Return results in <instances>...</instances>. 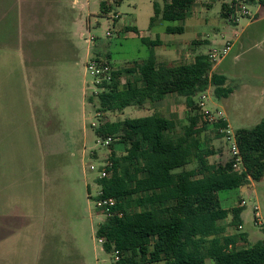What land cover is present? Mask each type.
Returning <instances> with one entry per match:
<instances>
[{
  "label": "trees",
  "instance_id": "1",
  "mask_svg": "<svg viewBox=\"0 0 264 264\" xmlns=\"http://www.w3.org/2000/svg\"><path fill=\"white\" fill-rule=\"evenodd\" d=\"M123 1L104 2L101 10L111 13ZM198 1H154L150 28L159 20L184 21ZM243 1L264 10V0ZM239 2L224 4L223 16L234 14ZM166 33L183 34L184 27L168 26ZM143 41L150 48L149 57L133 68L114 71L112 82L99 87V93L91 95L87 103L101 116L127 107L150 109L176 94L186 99L189 122L178 133L176 123L163 115L117 122L98 119L94 131L101 140L112 138L108 162L113 163L98 186L104 198L116 199L113 211L123 216L107 215L96 238L104 240L107 253L119 252L116 264H264V241L240 247L247 241L246 233L226 235L221 222L231 218V226L238 230L245 207L225 209L219 196L264 179V120L252 129L236 132L243 162L240 171L233 170L231 161L211 164L209 157L216 153L203 137L208 123L200 126L195 99L210 87L217 99L228 98L234 88L228 86L226 76L213 72L214 64L207 55H198L193 63L160 65L154 51L160 41ZM212 126L222 136L219 131L227 129L228 123ZM117 144L123 148L122 155L114 150ZM193 162L197 168L187 170ZM88 192L91 198L90 188Z\"/></svg>",
  "mask_w": 264,
  "mask_h": 264
},
{
  "label": "rangeland",
  "instance_id": "2",
  "mask_svg": "<svg viewBox=\"0 0 264 264\" xmlns=\"http://www.w3.org/2000/svg\"><path fill=\"white\" fill-rule=\"evenodd\" d=\"M154 1L156 0H125L119 6H114L113 11L108 14L102 12L101 4L106 2L114 5L113 0H79V4L73 5V17L81 19L85 37L81 38L79 35L74 37V43L80 51V59L77 61L73 73H71V78L67 79L65 83L63 77H61L55 85L56 91L53 92L55 96L51 97V103H54L56 107L57 127L62 135V139L58 140V156L56 159L58 180H61L63 187L54 188L53 193L57 192L58 198L71 196L75 200L74 208H76L73 214L78 215L79 212L82 214L80 220L71 218L68 221V226L72 235L75 236V242L78 251L82 255L83 264L117 263L115 254L104 251L103 245L99 243L95 236L97 228L107 217V214H103L97 209L95 200L102 191L98 186V181L101 179L102 171L111 155V148L106 147V144L105 146L101 145L100 138L96 136L94 131L98 119L117 122L157 113L167 118L174 117L177 122L178 133L189 122V109L186 101L183 100L184 98L172 100L170 103L173 107L169 105L168 108H161L158 105L150 109L151 111H147L145 108H127L124 112L102 113L100 116L92 105H89L85 100V97L88 99L97 92L94 79L86 73L85 69L89 49L92 58L108 61L116 69L123 70L133 68L137 63L139 64L149 57L150 48L143 41V38H147L149 41L156 40L157 35H160V38L169 39L167 45L159 50L160 64L188 63L192 58L189 49H195L196 47L199 50L198 54H208L213 48L211 44L195 46L194 44L191 45L190 42L188 49V47L186 48V46L180 44L177 47V43L171 40L182 39L183 37L197 38L198 42L203 40L211 42L217 37L220 38L221 33L227 32L229 36L226 40H230L228 42L232 45L235 40L234 30H238L237 34L234 32L235 35H238L242 33L248 22L263 19L261 20L263 22L253 24L250 29L251 31H263L262 36L258 37V41L248 43L246 46L247 51H244L243 55H241L239 47H235L231 54L229 51L226 55L228 57L226 61L228 62H232L237 55L239 56L234 62V74L228 83V86L237 88L236 91L228 98L217 99L214 95V88L210 87L207 91L208 100L206 104L207 109L219 110L225 114L232 137L236 136L238 130L252 129L264 120V97L260 95L262 89H264V11L260 14L256 12L257 4L239 0L241 6L239 10L235 8V13L242 15L241 11L244 8L250 12V15H238L239 21L236 23L235 17L237 14L234 13L233 16L224 17L222 9L224 4L231 5L233 0H199L193 5L185 21L170 23L159 20L156 27L150 29V21L154 16ZM157 1L161 2V0ZM87 2H89L88 5ZM180 25L187 27L184 34H166V27ZM125 26L132 27V31L120 32ZM86 39H89L90 42L88 43ZM179 46L186 51L185 54L187 55L178 56L182 50ZM170 50H176L174 57L171 60L164 61L163 55ZM217 64H214V67ZM125 80L126 77H123L122 82L124 83ZM199 97L195 99L197 105ZM200 126H203V124L200 123ZM207 129L203 133V137L209 139L208 144L213 147L216 153V155L209 157L210 163L215 165L227 164L231 161V143L220 131L219 133L222 136H218L219 134L214 130L212 124L208 123ZM8 142L12 147V143L15 144L17 141H7L6 143L8 144ZM36 142V140H25L23 145L25 156L8 155L6 159L9 158L8 163L15 168H20L21 162L27 163V168H30L34 175L37 174L36 177L34 176L35 180L41 179V175L42 179H45L43 172L37 173L38 162H40V159L42 161V157L39 155L40 151ZM84 149L87 153L86 162L82 159ZM114 150L119 155L123 154L121 145H115ZM93 154L97 157L94 158ZM47 159L50 167L55 162V158ZM91 166L95 167L94 170H91ZM197 166V162H194L189 167L197 168ZM14 171V173H6L7 179L5 182L7 183L9 180L8 184L11 183L10 185H12L10 188H14L16 182H13L17 177L16 174L20 172V170L18 172ZM50 171H53V169ZM64 182L66 184H63ZM51 183L48 190L42 187V184L35 187L15 188L10 191V194L20 196L23 195L22 192L24 191L30 193L31 196H35V198L41 197L42 200L45 197V190L49 191L51 195L53 182ZM87 184H89L91 198ZM219 196L221 205L225 209L245 207L242 214L243 229H232L231 219L227 222V227L231 228V232L240 235L246 233L248 235V240L242 242L240 247H247L259 241H264V179L260 182H254L249 188L224 191ZM69 206L71 207V203ZM256 208L258 211L255 210ZM78 251L77 253H79ZM56 257V262L49 263L47 259H44L41 264H65V260L60 259V256ZM207 263L214 264L213 261Z\"/></svg>",
  "mask_w": 264,
  "mask_h": 264
},
{
  "label": "crops",
  "instance_id": "3",
  "mask_svg": "<svg viewBox=\"0 0 264 264\" xmlns=\"http://www.w3.org/2000/svg\"><path fill=\"white\" fill-rule=\"evenodd\" d=\"M77 4H79V0H0V264H41L44 259L51 263L52 261L56 262V256L65 260V264H83L75 236L72 235L68 226V221L71 218L80 220L82 214L80 212L78 215L73 214L76 208H74L75 200L71 196L58 198L57 192L53 193L54 188L63 187L61 180H58L56 159L58 156L57 144L58 140L62 139V135L57 127L56 107L54 103H51V97L55 96L53 92L56 91L55 85L60 78L63 77L66 83V80L71 78V73L80 59V51L74 43V37L79 35L84 38L85 33L81 19L74 18L72 14L73 5ZM263 11L258 5L256 12L262 14ZM261 20L263 19L248 22L242 33L238 35H235L238 30H234L235 40L230 54L235 47H239L241 55H243L244 51H247L248 43L258 41L257 39L262 36L263 31H251L250 29L253 24L263 22ZM156 24L153 28L156 27ZM183 27L185 33L187 27ZM124 31H132V27L125 26L120 30V32ZM220 35V38L217 37L211 42L205 40L198 42L197 38L183 37L170 40L176 42L177 47L180 44L188 49L190 44L195 46L211 44L213 48L223 47L230 41L226 40L229 35L227 32ZM147 40L149 41V39ZM168 40L160 38V35H157L156 40H150L160 41V44L154 48L158 64H160L159 50L167 45ZM86 41L90 42L89 39ZM181 49L178 56L187 55L182 47ZM189 50L192 58L188 63H193L198 55H207L206 53L198 54L199 50L196 47ZM173 51H166L162 57L163 60H171L176 50ZM190 54L188 55L190 56ZM237 57L239 56L237 55L233 60L231 58L232 62L226 61L228 57L224 58L213 68V72L226 76L227 83H229L234 74V62ZM90 58L92 57L89 49L86 62ZM160 65L172 66L176 64L163 63ZM236 89L234 88V91ZM260 95L264 97V89ZM179 98L183 97L176 94L169 95L156 107L160 105L161 108H168L169 105L172 106L170 103L172 100ZM85 100L87 101L86 97ZM183 100L186 101L185 98ZM127 108L119 112H124ZM150 109L147 111H151ZM156 114L152 113L142 117ZM168 119L173 120L177 125L174 117H168ZM95 125L97 126V124ZM176 131H178V126ZM27 139L37 141L39 155L42 157V161L40 159L38 162L37 173L43 172L45 179H42L41 175V179L35 180L34 176L36 177L37 174L34 175V172L27 168V163L21 162L20 168H15L8 163L9 158L6 159L8 155L25 156L23 145ZM7 141L17 142L12 143V147H10L9 142L6 143ZM85 151L84 149L82 152V159L86 162L87 153ZM93 155L94 158L97 157L95 154ZM47 158H55V162L50 167ZM193 163L189 164L186 169H196L189 167ZM94 168L91 166V170ZM51 169L53 171H50ZM14 170L16 172L20 170V172L16 174L17 177L13 182H16L14 188H10L12 185L8 184L9 180L7 183L5 182L6 173H14ZM49 171L52 172L51 175ZM51 182H53V187L50 195L47 190L49 184H52ZM42 184V187L47 188L42 200L41 197L35 198L24 191L22 194L25 196L10 194V191L15 188L35 187ZM87 188H89V184H87ZM229 219L221 222V225L225 229L226 235L236 234L230 231L229 226L227 227ZM74 260L75 262H73Z\"/></svg>",
  "mask_w": 264,
  "mask_h": 264
},
{
  "label": "built area",
  "instance_id": "4",
  "mask_svg": "<svg viewBox=\"0 0 264 264\" xmlns=\"http://www.w3.org/2000/svg\"><path fill=\"white\" fill-rule=\"evenodd\" d=\"M240 6L241 5H237L236 8H238L239 10ZM241 13L242 15H250V12L245 10L244 8H242ZM235 14H237L235 17V22L238 23L239 21L238 15H241V14L239 13H235ZM231 16H233V14ZM231 48H232V45L230 44V42H227L221 48H218V47L212 48L208 52L207 56L209 57L210 61L213 64H217L226 57V55L229 53ZM85 69H86V73L94 79V85L97 88V92L94 93L95 95L99 93L100 91L99 87H102L105 84L112 82L113 72L117 70L112 65V63L108 61H100L99 59H95V58H90L87 61L85 65ZM207 100H208V96H207V91H206L205 93L201 94L199 97L198 107L200 109V114H201L200 123L201 124H204V123L214 124L217 122L228 123L227 118L223 112L219 110L212 111V110L207 109V104H206ZM228 128H229V125L227 129H224V128L220 129V133L226 137L229 143H231L230 152H231V162H232L233 170L240 171L241 170L240 168L243 167L242 157H241L240 150H239V147L236 141V136L232 137L231 132L229 131ZM99 142L101 145H104V146L106 144V147H107L111 144L112 138H108L107 140L100 139ZM112 165H113L112 162L107 163L106 167L102 171V174L100 177L101 179L108 177L109 175L108 168H111ZM95 203H96L97 209L100 211H104L105 214H107L108 216H113V215L118 216V217L123 216L122 212L113 211L117 205L116 199L110 198V197L104 198L102 191L98 194ZM255 210L258 211L257 208ZM241 229H243V226H239V230ZM98 240H99V243H101L102 245L104 244L103 239H98ZM115 260L116 261L120 260L119 252H115Z\"/></svg>",
  "mask_w": 264,
  "mask_h": 264
}]
</instances>
